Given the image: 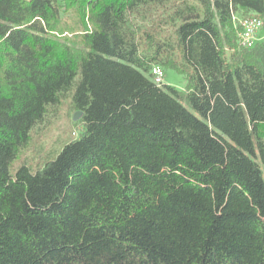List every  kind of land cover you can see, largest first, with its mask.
<instances>
[{
    "label": "trees",
    "instance_id": "16d2710c",
    "mask_svg": "<svg viewBox=\"0 0 264 264\" xmlns=\"http://www.w3.org/2000/svg\"><path fill=\"white\" fill-rule=\"evenodd\" d=\"M170 2L0 0V264H264V43L234 21L264 0H179L164 41L131 22ZM66 94L79 137L16 167Z\"/></svg>",
    "mask_w": 264,
    "mask_h": 264
},
{
    "label": "rangeland",
    "instance_id": "374dc122",
    "mask_svg": "<svg viewBox=\"0 0 264 264\" xmlns=\"http://www.w3.org/2000/svg\"><path fill=\"white\" fill-rule=\"evenodd\" d=\"M179 0H171L165 5L145 6L139 12L131 16V22L140 32H150L156 39L166 40L174 37L175 27L170 19L173 10ZM241 19V15H238ZM145 36L143 37V39ZM259 43H264V27L259 34ZM165 84L174 86L184 91L187 80L174 70L163 69ZM70 95L61 97L60 103L49 108V114L44 121L35 127L32 139L23 151L16 167L22 161L27 162L33 168L46 160L50 152L59 151L66 142L79 137L83 130L82 125H76L74 120ZM81 118V117H80ZM79 118V119H80ZM264 172V167L262 166Z\"/></svg>",
    "mask_w": 264,
    "mask_h": 264
},
{
    "label": "built area",
    "instance_id": "2783aa9c",
    "mask_svg": "<svg viewBox=\"0 0 264 264\" xmlns=\"http://www.w3.org/2000/svg\"><path fill=\"white\" fill-rule=\"evenodd\" d=\"M237 30V43L244 49L253 48L259 39V34L263 29V21L256 17L241 18L234 17ZM152 76L155 84L162 86L165 84L163 69L159 66H153Z\"/></svg>",
    "mask_w": 264,
    "mask_h": 264
},
{
    "label": "water",
    "instance_id": "95a60500",
    "mask_svg": "<svg viewBox=\"0 0 264 264\" xmlns=\"http://www.w3.org/2000/svg\"><path fill=\"white\" fill-rule=\"evenodd\" d=\"M80 117H81V113L78 112V113L75 114V116H74V120H75V121H78Z\"/></svg>",
    "mask_w": 264,
    "mask_h": 264
},
{
    "label": "crops",
    "instance_id": "0c3cea01",
    "mask_svg": "<svg viewBox=\"0 0 264 264\" xmlns=\"http://www.w3.org/2000/svg\"><path fill=\"white\" fill-rule=\"evenodd\" d=\"M260 39V38H259ZM259 39H258V41H259Z\"/></svg>",
    "mask_w": 264,
    "mask_h": 264
}]
</instances>
